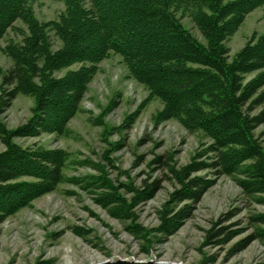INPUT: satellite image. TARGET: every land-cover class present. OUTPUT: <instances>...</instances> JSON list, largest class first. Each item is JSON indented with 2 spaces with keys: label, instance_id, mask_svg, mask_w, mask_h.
<instances>
[{
  "label": "rangeland",
  "instance_id": "obj_1",
  "mask_svg": "<svg viewBox=\"0 0 264 264\" xmlns=\"http://www.w3.org/2000/svg\"><path fill=\"white\" fill-rule=\"evenodd\" d=\"M32 6L40 22L55 20L66 9L65 0H35ZM183 23L203 40L189 16L183 17ZM16 26L27 29L20 20ZM263 33L264 5L248 14L227 40L230 57L254 34ZM22 38L11 29L0 45ZM51 38L53 48L58 49L61 42L54 33ZM80 65L63 69L59 75ZM12 66V58L0 50V69ZM99 67L79 112L63 134L11 136L10 143L0 135V155L8 152L9 145H17L60 149L68 156L65 179L54 190L11 215H0V264H98L120 258L264 264L261 237L231 255L236 244L264 228L256 221L264 215V205L256 201L259 194L244 192L239 174L219 175L215 169L203 168L190 178L200 176L208 189L198 201L180 199L189 167L196 163L202 167L216 159V153L209 151L214 141L201 130H189L178 119L158 120L162 101L154 98L144 103L149 91L129 76L119 54H111ZM34 105L32 96L20 94L0 113V121L12 132L28 123ZM253 133L264 146V124ZM160 157L166 163L158 162ZM185 206L181 222L170 225V219ZM222 227L235 233L232 239L217 243L209 232Z\"/></svg>",
  "mask_w": 264,
  "mask_h": 264
},
{
  "label": "trees",
  "instance_id": "obj_2",
  "mask_svg": "<svg viewBox=\"0 0 264 264\" xmlns=\"http://www.w3.org/2000/svg\"><path fill=\"white\" fill-rule=\"evenodd\" d=\"M34 1L0 0V40L11 29L23 36L20 42L0 45L13 60L12 68L0 69V113L20 94L35 100L24 126L10 132L0 121L5 141L11 136L63 134L79 112L99 64L119 54L129 76L149 91L144 103L162 101L158 120L178 119L214 141L209 151L216 159L189 167L180 199L198 201L207 182L190 175L212 168L219 175H241L243 191L259 194L256 201L264 205V146L253 133L264 124V33L254 34L233 58L226 43L264 0H65V11L46 22L35 16ZM185 16L203 40L185 26ZM19 20L27 29L16 26ZM51 33L61 42L58 49L53 48ZM76 63L81 65L59 75ZM9 147L0 155L2 218L54 190L65 179L68 157L63 150L43 146ZM158 162L166 163L162 157ZM25 177L36 180H18ZM187 207L170 219V225L181 222ZM256 221L264 225V215ZM226 229L212 230L209 237L217 243L232 239L235 232ZM256 234L236 244L231 255L258 237L264 239V228Z\"/></svg>",
  "mask_w": 264,
  "mask_h": 264
},
{
  "label": "water",
  "instance_id": "obj_3",
  "mask_svg": "<svg viewBox=\"0 0 264 264\" xmlns=\"http://www.w3.org/2000/svg\"><path fill=\"white\" fill-rule=\"evenodd\" d=\"M98 264H179L174 262H159L156 261L155 258L147 260V261H139L133 259H115V260H107Z\"/></svg>",
  "mask_w": 264,
  "mask_h": 264
}]
</instances>
